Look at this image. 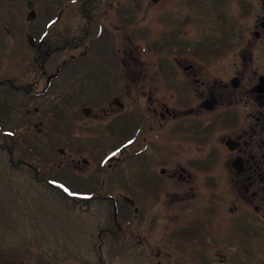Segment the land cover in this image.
I'll return each mask as SVG.
<instances>
[{"label": "flooded vegetation", "instance_id": "1", "mask_svg": "<svg viewBox=\"0 0 264 264\" xmlns=\"http://www.w3.org/2000/svg\"><path fill=\"white\" fill-rule=\"evenodd\" d=\"M210 1L22 2L34 54L0 77V102L17 101L9 154L78 205L79 250L94 264H264V0L252 39L246 25L233 31L236 0L220 44L198 35L213 20ZM72 94L95 95V110L81 101L84 119L71 113ZM186 231L202 252L172 248Z\"/></svg>", "mask_w": 264, "mask_h": 264}, {"label": "rangeland", "instance_id": "2", "mask_svg": "<svg viewBox=\"0 0 264 264\" xmlns=\"http://www.w3.org/2000/svg\"><path fill=\"white\" fill-rule=\"evenodd\" d=\"M22 2L24 0H0V77L14 76L17 73V64L22 59L27 60L26 56L34 54V49H31L26 42V32L29 31L31 35V31L27 29L32 25V19L26 16L27 10L23 11ZM222 2L215 0L205 5V7L214 9L213 20L210 21L209 25L202 23L198 31L199 36H203L202 38L206 41L213 40L216 44L229 39V34L233 29L231 14L237 8L236 0H226L224 4L227 13L221 14ZM261 3L262 0H242L241 9L244 8L245 11H242L238 4L236 12L241 11L242 15L239 21L241 26H236L233 29L234 32L243 30V25H246L247 38L252 39L254 37L250 30L254 26H251L250 23L255 16L257 17L256 13L260 11ZM42 11L43 8L40 10L39 17L43 20L46 15L41 16ZM150 14L152 16V13ZM243 18L244 20H242ZM148 22L153 24V18H149ZM201 22L203 21L201 20ZM225 27L227 35L223 36L222 30ZM164 40V37H157L152 41L158 43ZM5 92L7 97L14 95L12 91L6 90ZM75 95L79 97H75ZM14 98L15 96H12L6 102H0V120L3 123L1 129L10 128L11 131L13 130L11 135L0 133V263L94 264L97 255L80 253L79 250L77 239L80 230L78 227V205H75L68 198L64 199L50 188L39 187V181L34 180L31 173L14 163L16 158L10 159L9 157L8 150H17V142L14 138L17 136V114H9V111H13V107L17 109V104H15L17 101L13 102ZM94 98L95 95L93 94H72L69 111L83 118L76 110L77 104L81 101L88 102L95 110ZM120 123L117 121L118 125ZM121 127L126 129L123 124ZM34 138L35 133L33 132L29 139L32 142ZM57 141L54 142L55 145H62L60 140ZM37 148L42 151L39 143ZM44 150L55 153L51 146ZM69 171H73L71 166ZM117 172L120 173V170ZM57 173L64 174L63 169L61 168ZM148 190L152 192L151 187ZM35 192L40 194V199L44 203L36 204L33 202L32 198L33 194H36ZM58 204L64 208L65 213L62 219L56 217L59 211ZM88 207L89 210L96 211L98 205L91 203ZM99 207L98 213L106 216L104 207ZM89 219L86 217L84 220ZM157 234V230H154L153 227L149 229V237ZM185 235L186 237L181 240L184 247L172 246V248L181 254L185 247L202 252L201 247H205L195 242L187 231ZM91 241L92 238L84 244L89 246ZM168 249L170 251L169 247ZM104 257L110 256L104 255ZM253 262L257 263V258L253 259ZM105 263L110 264L108 260H105ZM116 264H120L119 261Z\"/></svg>", "mask_w": 264, "mask_h": 264}]
</instances>
